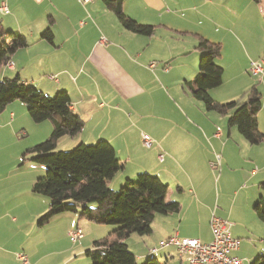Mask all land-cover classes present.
Wrapping results in <instances>:
<instances>
[{"label": "crops", "instance_id": "1", "mask_svg": "<svg viewBox=\"0 0 264 264\" xmlns=\"http://www.w3.org/2000/svg\"><path fill=\"white\" fill-rule=\"evenodd\" d=\"M2 1L4 0H0V3ZM5 1L10 13L6 15L0 13L4 28L24 29L23 33L26 34L29 45L12 57L13 70L0 69V79L7 77V72H11L19 74L24 80L35 84L49 95L60 89H66L71 95L72 109L75 113L90 122L100 115L106 126L116 121L117 117H123L124 113L123 108L118 106L108 110L103 103L96 104L97 96H100L99 92L102 88L107 90L111 88L114 91L102 94L101 97L118 92L128 98L126 101H129L130 94L127 93L138 94V123L141 132L136 134V144L141 146L142 133H147L154 139L152 147L144 146L147 149H143L145 150L143 156L138 157L135 149L125 146L133 136L124 128L117 133L96 134L86 138L88 140L85 141L90 143L98 139H106L113 144L114 140L123 139L122 147L126 148L121 147L119 151L115 146L114 148L118 157L127 161V166L125 164V169L117 177V182L111 184L113 188L120 185L124 179L134 177L136 173H155L169 185L166 200L176 201L181 205L177 213L156 216L153 231L148 235L156 242L155 246L141 245L139 248L138 237H134L133 234L127 239L126 242L137 259L143 260L145 257L154 256L160 260L158 255H164V261H160L163 264H170V262L171 264H188L179 259L173 247L155 252L153 249L158 248L160 241L175 234L180 238L198 239L203 243L211 241L210 220L215 213L211 215L212 207L204 204L200 199V192L206 189L201 175L214 174L209 165L214 153L221 154L223 169L216 186L218 199L221 193L220 183L223 180L225 183H230V174L238 169L235 163L237 158L242 162L241 169L245 172L237 191L231 194V206L222 212H217L222 217L234 221L232 228L236 232V237L233 234L232 237L238 239L242 247L240 235H244L243 232L248 231V227L240 225L239 220L233 216V211L239 212L243 209L251 211L252 205L254 206L261 197H264V188L261 187L264 183V162H261L264 143L248 146L249 143L240 134L244 141L238 139V131L233 133L234 131L231 130L226 138L224 129L220 135H217V130L214 129L208 143L202 136L196 137L190 133L173 136L169 130H165L167 123L153 116V113L161 111L156 101L146 99L149 94L159 89L161 93H164V88L174 89L182 86L183 81L189 80L196 73L199 68V53L195 50L197 34L213 41H222L220 38L217 40L211 29L203 26L202 19L205 18L207 6L211 0H197L193 4H190L189 0H125L124 11L129 16L138 22L156 25V33L163 31L161 34L163 36L157 37L155 34L150 38L124 30L102 0H93L86 7L82 6L79 0ZM262 2L263 0L255 3L260 5ZM262 8L264 9V4ZM51 16L54 18V44L40 38ZM195 22L198 26L192 30L190 26L195 25ZM165 32L172 34L169 36ZM174 33L179 41L183 40L187 34L192 37L187 41H181V45L170 49L164 48L163 39L172 43ZM227 36L232 37L234 45L238 46V42L244 53L243 59L241 57L236 62L242 75L239 78L243 80L225 95L218 96L220 93L216 90L223 86L225 82L223 78L222 85L211 91L215 100L223 103L232 101L237 97L236 95H240L239 90L251 85V79H245L247 76L245 72L251 75L249 72L251 63L257 60L241 40V33L237 26L232 27ZM157 48L160 49L157 50ZM20 53L23 54L21 59ZM158 54L164 56L160 57ZM223 54L224 44L221 56L217 59V63L224 69L226 64ZM192 55L194 57L190 59ZM17 58L21 62L16 63ZM62 59L65 62L64 65H62ZM174 59H177L176 63H170ZM155 62L160 65L157 66ZM168 62L170 64L166 65ZM81 70L87 71L91 80L94 81L92 96H86L85 90L77 87L76 84L71 85L73 88L71 94L70 88L62 81L56 82L57 80L54 81L51 78L56 74L68 78L73 71L80 73ZM89 76L87 75V78ZM247 81L248 84H246ZM260 82L259 90L264 93V77ZM216 93H218L217 96ZM167 96L169 97L168 94ZM169 99L175 105V100L171 97ZM124 106L133 107L128 102L124 103ZM106 115H109L107 120L103 118ZM30 120L26 106L19 101L9 104L0 112V264H21L17 258L20 252L28 256L29 264H85L86 250L93 248L96 240L105 237L103 233L107 229L102 227L105 225L80 219L75 213L57 215L47 224L38 225V219L49 209V200L34 194L32 186L45 170L29 161L22 164L21 156L28 148L49 137L52 124L47 123L49 124L47 125L43 122L42 127H36ZM258 125L264 133V97H262V108L258 114ZM95 127L99 130L98 126ZM120 127L116 124V127L109 132H115ZM103 128L102 126L99 131L102 132ZM79 135L84 136V130ZM233 136L235 143L244 146L243 148L248 151L245 156H237L235 152L237 147L232 142ZM83 139L80 138L79 143L84 142ZM131 159L134 164L126 171ZM258 165L261 167V173L254 169V166L258 167ZM230 167L236 169L233 170ZM175 170L184 174V180L176 178ZM250 217L255 219L251 214ZM76 227L83 230L84 237L74 243L70 240L69 232ZM86 231L87 234H85ZM142 240L147 243L150 239L142 237ZM239 248L234 254L242 259L238 255L241 250ZM175 258L179 261L176 262Z\"/></svg>", "mask_w": 264, "mask_h": 264}, {"label": "trees", "instance_id": "2", "mask_svg": "<svg viewBox=\"0 0 264 264\" xmlns=\"http://www.w3.org/2000/svg\"><path fill=\"white\" fill-rule=\"evenodd\" d=\"M92 1L85 3L79 0L84 7ZM124 1L102 0L124 30L153 37L157 26L138 22L129 16L124 11ZM2 3L7 5L5 0L0 6ZM0 13L6 15L10 10L8 13ZM53 27L54 18L51 16L48 26L40 34V38L50 44H54ZM196 36L199 70L193 80L183 81L182 89H187L207 112L229 115V127H235L250 145L264 143V133L258 125V114L262 108V93L258 86L250 87L244 100L227 103L215 100L211 91L223 83L224 69L217 63L222 45L201 35ZM28 45L25 33L12 29L6 31L0 19V69H9L8 64H13L12 57ZM51 78L56 80L54 75ZM16 101L26 106L34 123L52 124L49 137L28 148L21 156L22 164L29 161L45 170L32 186L34 194L49 200V209L38 219V225L47 224L57 215L75 213L80 219L113 226L107 236L96 240L93 248L86 250L85 264H138L137 256L130 250L127 239L132 234L150 235L157 215L177 213L181 209L179 202L166 200L169 185L159 176L144 172L135 178H128L120 190L113 189V179L125 168V163L118 157L113 144L106 139H99L92 144L80 142L71 150H57L59 141L66 136L79 135L85 126L83 118L73 111L71 95L67 90L60 89L54 96H50L19 74L13 78L0 79V112ZM261 187L264 188V183ZM253 210L264 224V197L254 204ZM262 241V253L250 264H264V239ZM143 264L163 263L149 256Z\"/></svg>", "mask_w": 264, "mask_h": 264}, {"label": "rangeland", "instance_id": "3", "mask_svg": "<svg viewBox=\"0 0 264 264\" xmlns=\"http://www.w3.org/2000/svg\"><path fill=\"white\" fill-rule=\"evenodd\" d=\"M194 2H197V0H189L190 4H193ZM264 4V0L260 5L256 4L254 0H211L210 4L207 6V11L205 13V18H203V26L208 27L209 29L212 30L214 35H216V38L222 39V41H213L209 39L208 37H205L213 42H219L223 46L224 44V54H223V59L224 63L226 64V67H224L225 73H224V84L221 86L218 90H216L218 93H220L218 96L225 95L227 92L230 91V89L233 86H237L241 84L242 80L239 78L241 75V71L239 66L237 65V61L240 60L242 57L243 59V51L240 48L239 43L237 42L238 46L234 45V42L232 40V37H228L227 33L232 29V27H238L239 32L241 33V40L245 43L247 46L248 51L255 56V58L258 60L264 59V9L262 8ZM195 15V13H194ZM193 16V14H192ZM211 16V17H210ZM227 19V20H226ZM197 23L195 22V25H191L190 28L194 30L197 28ZM6 31H10L9 29H6ZM12 31H17V32H23L24 29H12ZM163 31H157L156 36H163L161 35ZM167 35H171V32H165ZM173 42H169L163 39L162 41V46L164 48H173L176 45H181V41H187L190 39L192 36L187 34L183 37V40L179 41L178 36L176 33L173 34ZM214 39V38H212ZM160 48H157V50ZM156 50V51H157ZM24 53V52H21ZM19 54L20 59L23 57V54ZM66 55V54H65ZM63 55V56H65ZM160 57L164 56L162 54H158ZM194 57L193 55L190 56V59ZM177 59H174L170 61V63H176ZM16 61V59H15ZM21 62L17 58L16 63ZM174 61V62H173ZM218 62H220L218 60ZM157 66L160 65V63H157ZM65 62L62 59V65H64ZM199 69H197L196 73H194L189 80H193L195 75L197 74ZM154 71V70H153ZM83 72V74H81ZM247 76H245V79H251L252 83L249 87L245 89L239 90V96L236 95L237 97L233 100H244L246 99L245 93L247 90H249L250 87L253 86H258L260 89V81L264 76L260 77H254L252 75H249L248 73L245 72ZM87 71L81 70L80 73L77 71H73L71 74L68 75V78H64L61 74H56L54 80L56 82L62 81L68 88H70V93L72 94L73 88L71 85L76 84L77 87H82L85 92L86 96H92V87H93V82L89 76L87 78ZM7 77L13 78L16 76V73H11L7 72L6 74ZM234 81V84H233ZM227 83V84H226ZM248 84V81L247 83ZM99 86V85H97ZM228 87V88H227ZM66 90V89H64ZM114 90L109 88L108 90L105 88H102V90L99 92V97L97 96V103H103L106 105V108L108 110L114 109V106H118L119 108H123V117H117V120L109 124L108 126L105 125V122L103 121L102 117L100 115H97L94 119V121L90 122V120L85 119L83 117V120L85 121V126H84V136L77 135L75 137H70L66 136L64 137L65 140H61L58 143L57 150L61 151H66V150H71L73 147H75L77 144H79V139L84 138V142L87 141L89 137H92L93 135L96 134H110V133H117L121 129L128 130L130 132V135L133 136V138L129 141L128 144H126V147L135 149L136 152H138V157L143 156L145 154V148L143 142L141 146L139 144H136V138H137V133L141 132V127L138 123V94L136 95H129V101H126L128 98H125L122 94L118 92H114L111 96H105L101 97L102 94H107L111 93ZM261 91V90H260ZM57 91L53 92L50 94V96H54ZM216 93V96L217 94ZM263 93V92H261ZM171 97L173 100H175V105L172 104L170 101L169 97ZM178 94V95H177ZM264 94V93H263ZM262 94V97H264ZM214 98V97H213ZM147 100H155L157 107L161 109V111H157L153 113V116L155 119L159 118L162 121H165L167 123V126L165 130H169L171 135H177V134H182V133H190L192 136H202L206 143L210 140V136H212V131L215 129L217 132V135H220L224 129L226 138L228 137V133L232 130L234 131L233 133H237L238 131L235 127H229L228 125V119L229 115H219L217 113H207L206 110H204L203 106L201 103H196L191 95L189 94L188 90L182 89V86H177L174 89H168L164 88V93H161V89L149 94L146 98ZM215 99V98H214ZM232 100V101H233ZM142 101V99H141ZM130 103L133 107L128 106L125 107L124 103ZM220 102V101H219ZM230 102V101H229ZM223 103V102H222ZM227 103V102H226ZM183 114H181V113ZM118 114V112H115ZM211 117V118H209ZM103 118H106V120L109 118V115L103 116ZM31 119V118H30ZM31 121V120H30ZM169 121V122H168ZM32 123V122H31ZM44 123H51V122H44ZM44 123L41 124H36L33 122V125L36 127H42L41 125H44ZM117 125H120L121 127L115 131V132H109V130H113ZM49 125V124H47ZM95 126L100 128L103 126V131L100 132L99 130L96 129ZM147 134V133H145ZM149 135V134H147ZM234 135V134H233ZM151 138L152 136L149 135ZM238 139H241V136L239 135L238 132ZM153 139V138H152ZM46 140V139H45ZM44 140V141H45ZM99 140V139H98ZM97 140H95L96 142ZM109 141V140H108ZM142 141V140H141ZM154 141V139H153ZM244 141V140H243ZM43 142V141H42ZM232 142H236V140L232 139ZM87 144H92L94 142H85ZM236 149L235 152L238 157H243L245 156L248 151L244 149V146L238 145V143H235ZM250 146V144H247ZM113 146H115L118 151L120 148L123 146V139L119 138L117 140L113 141ZM122 147V148H126ZM251 147H261V146H251ZM262 149V148H260ZM213 159L209 163L210 167H212L214 174L210 175L208 173H203L201 175V179L205 181V186L206 189L205 191L200 192V199L204 202L206 206H211L212 207V212L215 213L218 217L221 219H224L228 222H230L232 225L234 223L233 220H230L226 217H222L219 212H222V210L228 209L231 206L232 203V196L231 194H235L237 191V188L239 184L243 181L244 179V173L242 168V162L239 161L237 158L235 160L236 163V168L237 171H235L233 174H230L231 176V182L230 183H225L224 180L223 182L220 183V199H218V191L216 189L218 179L220 177V174L222 172V158L220 153H214ZM215 158V159H214ZM125 159H123L124 161ZM245 160H248L245 158ZM126 166H127V161H124ZM261 162H264V153L261 158ZM128 169H131V167L134 164V161L131 159L128 162ZM201 163V162H200ZM236 168L230 167V169L235 170ZM125 169V168H124ZM121 170L118 172V174L115 176L113 179V184L117 182V177L121 175V173L124 171ZM254 169H257V172L259 171L261 173V167L258 165V167L254 166ZM245 170V169H244ZM138 173L134 177L137 176ZM155 174V173H151ZM174 174L176 178L178 179H183L184 180V174H182L179 170H175ZM130 177V178H134ZM214 180V183H213ZM127 181V179H124L120 185H118L116 188H113L115 190H120L121 185L124 184ZM167 182V181H165ZM111 183V182H110ZM213 184H214V192H213ZM224 193V194H223ZM215 211V212H214ZM250 214L252 217H250ZM233 216L239 220V223L241 226H247L248 231H244V235H240L241 244L240 245L241 250H239L238 255L244 259V264H250L251 261H253L259 254H261V250H263V244H262V239L264 238V224L257 218L254 210H253V205H252V210L247 211V210H241L239 212L233 211ZM105 229V236H107L110 231L112 230L109 225L102 226ZM233 229V228H232ZM234 230V229H233ZM232 230V234L236 237V232L235 230ZM87 234V231L85 232ZM134 237H138V246L141 248V245H156V242L154 239L149 237L148 235H138V234H133ZM142 237L149 238L150 240L145 243L142 240ZM136 239V238H135ZM159 242V241H158ZM157 242V243H158ZM128 244V243H127ZM160 242L158 243V245ZM132 245V243H130ZM131 250V249H130ZM132 251V250H131ZM159 256V261H164L163 256L164 255H158ZM147 260V257H145L143 260H137L138 264H143ZM175 261L178 262V258H175ZM175 262V263H176ZM171 264V262H170Z\"/></svg>", "mask_w": 264, "mask_h": 264}, {"label": "built area", "instance_id": "4", "mask_svg": "<svg viewBox=\"0 0 264 264\" xmlns=\"http://www.w3.org/2000/svg\"><path fill=\"white\" fill-rule=\"evenodd\" d=\"M91 0H83L87 3ZM0 11L8 13V7L5 3L0 6ZM9 69H13L12 63L8 64ZM249 72L254 77L264 76V59L253 61ZM142 140L145 147H152L153 140L147 134H142ZM212 239L208 243H203L198 239L180 238L177 234L160 241L158 248L154 252L168 247L175 248L180 260L188 264H242V259L235 256L234 252L238 250L240 241L232 237L233 225L213 214L210 220ZM70 239L76 242L83 237L80 228L70 231ZM21 264H29L25 253L17 254Z\"/></svg>", "mask_w": 264, "mask_h": 264}]
</instances>
